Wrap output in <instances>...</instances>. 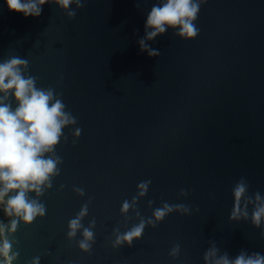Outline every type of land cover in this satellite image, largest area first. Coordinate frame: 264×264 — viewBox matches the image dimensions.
I'll use <instances>...</instances> for the list:
<instances>
[{
  "label": "water",
  "instance_id": "obj_1",
  "mask_svg": "<svg viewBox=\"0 0 264 264\" xmlns=\"http://www.w3.org/2000/svg\"><path fill=\"white\" fill-rule=\"evenodd\" d=\"M157 2L86 0L71 5L70 19L54 3L25 17L0 0V62L26 59L25 75L52 88L76 118L45 154L62 161L52 186L26 194L46 215L31 224L13 217V264L37 256L40 264H205L213 248L229 259L242 250L264 255V218L252 224L254 203L248 218H229L241 178L248 196H264V0H206L194 21L198 35L168 29L147 42L160 52L150 57L138 40ZM142 181L151 183L140 196ZM124 200L132 205L126 213ZM164 202L190 211H173L153 228L147 221ZM84 205L82 227L69 238L68 222ZM141 219L142 237L115 245ZM84 228L93 232L90 251L79 247Z\"/></svg>",
  "mask_w": 264,
  "mask_h": 264
},
{
  "label": "clouds",
  "instance_id": "obj_2",
  "mask_svg": "<svg viewBox=\"0 0 264 264\" xmlns=\"http://www.w3.org/2000/svg\"><path fill=\"white\" fill-rule=\"evenodd\" d=\"M86 0H5L9 11L22 13L25 17H38L42 13V6L46 3L56 4L63 9L71 19L76 15V8L84 6ZM206 0H158L147 13L144 24V36L138 40L141 51L152 56H158L159 50L153 49L148 41H153L158 35H163L168 29H173L175 35L184 38H195L199 29L194 21L198 18L200 6ZM28 61L19 56H13L0 62V209L3 211L5 224L0 220V264H13L19 256L13 251V241L9 239L11 233L17 228L19 217L26 224H31L37 216L46 215V206L35 199H30L27 193L35 192L37 196L43 195L42 185L50 188V176L59 175L61 158L53 159L46 153H54L55 146L60 142L63 135L62 129L70 124H76V118L54 93L52 88H37L36 77L25 75L28 70ZM11 98V99H10ZM12 100L16 101L13 108ZM81 130L76 128L73 135L79 137ZM66 139V137H65ZM151 181H142L137 185L140 189L139 195L147 193ZM248 184L241 178L232 189L234 205L230 219H239L241 215L248 218L246 211L247 203H254L251 213V222L260 227L264 218V196L259 192L254 198L248 196ZM83 195V189H76ZM11 193V194H10ZM181 195H187L184 189ZM7 197V199H6ZM137 197H133L135 201ZM241 201H245L244 209ZM149 203H153L149 201ZM132 205L124 200L121 212L126 213ZM178 211L188 214L190 209L183 204L170 205L163 203L162 207L153 210V219L147 224L153 228L171 212ZM87 214V205L81 207L74 219L69 220L67 236L72 238L78 229L82 227L81 219ZM93 225L95 221L92 222ZM146 223L141 219L140 223L134 225L129 231L118 235L115 245L127 243L132 246L133 240L141 238ZM84 239L79 242L83 251H90L93 240V232L89 228L83 229ZM114 245V246H115ZM177 245L172 250V255L178 253ZM216 249H211L204 254L205 264H264V255L259 252L251 254L241 251L234 259H229L227 253L216 256ZM214 258V259H213ZM32 264H40V257L32 260Z\"/></svg>",
  "mask_w": 264,
  "mask_h": 264
},
{
  "label": "trees",
  "instance_id": "obj_3",
  "mask_svg": "<svg viewBox=\"0 0 264 264\" xmlns=\"http://www.w3.org/2000/svg\"><path fill=\"white\" fill-rule=\"evenodd\" d=\"M3 219V222L5 223L8 219H4V216H3V211L2 209H0V220Z\"/></svg>",
  "mask_w": 264,
  "mask_h": 264
}]
</instances>
